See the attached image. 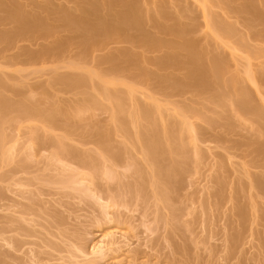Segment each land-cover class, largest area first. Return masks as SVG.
<instances>
[{
  "label": "rangeland",
  "instance_id": "rangeland-1",
  "mask_svg": "<svg viewBox=\"0 0 264 264\" xmlns=\"http://www.w3.org/2000/svg\"><path fill=\"white\" fill-rule=\"evenodd\" d=\"M0 264H264V0H0Z\"/></svg>",
  "mask_w": 264,
  "mask_h": 264
}]
</instances>
